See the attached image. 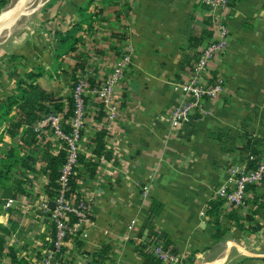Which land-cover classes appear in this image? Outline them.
Here are the masks:
<instances>
[{
  "label": "crops",
  "instance_id": "obj_1",
  "mask_svg": "<svg viewBox=\"0 0 264 264\" xmlns=\"http://www.w3.org/2000/svg\"><path fill=\"white\" fill-rule=\"evenodd\" d=\"M85 8L93 20L79 32L82 56H62L71 59L69 68L78 57L86 58L99 82L122 56L129 55L131 62L127 77L115 86L113 102L104 106L95 98L88 100L80 149L88 165H81L76 190L92 197L91 221L65 240L63 256L89 264L104 252L103 264H154L144 244L152 233L151 208L159 202L163 208L152 219L153 229L168 233L187 264H264L262 183L247 191L242 209L223 198L220 215L226 231L220 237H215L214 216L207 212L232 178L229 167L246 166L249 152L238 148L245 127L241 118L249 112L243 106L252 99V105H264V0H229L220 15L229 29L227 44L213 52L201 77L206 87L219 85L221 91L206 100L200 118L178 127L167 117L185 101L183 86L205 47L219 38L211 9L201 0H70L58 13L63 21L74 20L65 31L81 20ZM205 30L212 36L195 46L193 38ZM56 48L53 40L41 38L32 49L16 52L15 61L0 59V161L12 148L21 158L34 157L33 170L18 163L12 170L19 181L0 184V264H43L54 251L50 212L42 205L53 199L47 193V161L63 148L61 141L45 129L35 146L23 145L26 125L15 128L14 135L9 132L22 118L19 108L15 105L7 114L5 107L17 94L19 81L31 82L28 75L33 73L39 74L35 84L64 98L66 111L71 87L66 78L56 81ZM187 57L194 62H186ZM103 129L106 146L97 154L93 139ZM7 186L20 190L12 187L11 196ZM144 186L149 187L147 196ZM232 211L243 226L229 218Z\"/></svg>",
  "mask_w": 264,
  "mask_h": 264
},
{
  "label": "built area",
  "instance_id": "obj_2",
  "mask_svg": "<svg viewBox=\"0 0 264 264\" xmlns=\"http://www.w3.org/2000/svg\"><path fill=\"white\" fill-rule=\"evenodd\" d=\"M213 12L212 24L217 26L219 38L217 42H212L206 46L204 52L199 57L194 69L191 70V78L186 81L183 86L185 101L172 109L168 115L171 126L178 127L182 123L190 120L195 113H201L203 105L209 98H215L221 91L219 85L205 86L201 79L202 71L209 58L212 57L214 51L223 49L227 44V37L229 33L228 27L221 20L220 15L229 5V0H201ZM130 57L124 55L117 61L113 71L106 79H100V85L91 87L89 80H79L78 85L73 91V98L75 101V109L73 117L65 120L64 115L60 112H51L45 116L41 121L36 124V130L43 131L49 129L57 141L67 142V161L60 168V177L58 180L59 188L55 193L52 201L55 203V209L50 208L48 202L43 203L42 208L46 212H50V220L55 227V237L53 239L52 248L54 251L47 254V258L43 260V264H88L87 260H71L63 256L64 243L70 236H77L82 227L91 221L92 210V197L83 195L79 201H76L75 195L70 192V177L73 174V168L78 165V156L81 153V142L83 136L81 131L84 129L85 110L87 109L86 94H90V98H95L100 103L107 106L113 102V93L115 86H117L123 79L127 77L130 69ZM65 123L69 124L73 131L68 134L65 130ZM240 173L237 177L235 174ZM235 178L232 176L230 181H235L238 188L236 194H230L228 203L238 206L242 200L247 199V185L251 183H260L264 176V165L261 163L260 167L256 170H247L246 166L238 169L234 173ZM227 186V185H226ZM224 186L223 188H225ZM223 191V189H222ZM144 196H147L149 187L142 188ZM239 193V197L236 195ZM225 194L226 191H225ZM228 196V195H227ZM227 198V197H225ZM71 216L75 217V221L71 220ZM153 254L163 264H187L186 261L171 252L165 250L163 245L154 244Z\"/></svg>",
  "mask_w": 264,
  "mask_h": 264
},
{
  "label": "trees",
  "instance_id": "obj_3",
  "mask_svg": "<svg viewBox=\"0 0 264 264\" xmlns=\"http://www.w3.org/2000/svg\"><path fill=\"white\" fill-rule=\"evenodd\" d=\"M81 20L76 22L70 29H67L66 31H56L55 36L57 38V57L68 55L73 52L78 51V46L82 43V36L79 35V32L83 28L84 23L91 24L93 20V15L91 13L87 12V8L80 10ZM212 36V32L209 30H205L203 32V35L201 37H195L193 38V44L195 46H198L203 42L205 39H209ZM82 56L80 53L79 56ZM78 56V55H77ZM77 59V58H76ZM79 60H81L80 57H78ZM77 59V60H78ZM192 61L190 57H187L186 62ZM195 60V59H194ZM193 60V62H194ZM197 60V59H196ZM190 61V62H191ZM74 68H72V77L74 79H77L76 74L79 70H84L86 62L77 63ZM68 72V71H65ZM41 75V74H40ZM29 78L32 80L31 82H28L26 80L19 81V85L17 87V94H15L8 102V105L5 107V113L9 114L13 108V106L17 105L19 108V112L22 115V118L20 121L13 122L11 125V128L9 129V132L14 135L16 134L15 128H20L21 126L26 125L27 128L24 131V136L22 138V143L25 146L32 147L35 146L38 142L37 138L38 135L42 132L36 130V125L39 121H41L45 116L53 112H63L65 111L64 107V98L61 96H56L51 93H47L39 84H35V78L39 76V74H33L30 73ZM91 87L95 86V81L89 79ZM68 106L66 107V111L63 112L65 120L69 119L70 117H73L74 115V109H75V101L73 96H68L66 98ZM48 102V103H47ZM48 104V105H47ZM53 108V110H52ZM201 117L200 113H195L192 115V119H190V123H192L193 120H197ZM189 124V123H188ZM65 130L68 134H72V127L69 124L65 123ZM84 130L81 131V136H83ZM105 136H106V130L103 129L99 132H97L95 138L93 139L96 148L95 152L97 154H101L105 150ZM219 140H221V137H217ZM264 141L262 139H256L253 136H250V138L247 139L246 143L243 146H239V149L245 150L249 152V155L246 159V169L247 170H256L260 167L261 161L259 159V155L262 154V150L258 145L263 144ZM62 149L58 152L57 155L54 156H48V166H47V172L49 175V184L47 185V193L50 197H54L55 193L57 192L59 188V177H60V168L66 163L67 161V149L68 145L67 142L61 140ZM34 160L33 156H26V157H19L18 154L15 153L14 149L12 148L9 152L6 158H3L2 161H0V184H5L7 181H19L18 177L14 175L13 173V167H15L16 164L21 163L23 167L29 170H33V166L31 165V161ZM83 166L88 165L85 161L84 155L82 153L78 156V165H76L73 168V174L70 177V192L71 194L75 195L76 201H79L82 198V195L80 193H77V181L81 177V165ZM262 185L264 186V179L262 182ZM14 188V191L20 190L18 186H12ZM11 186H7V193H9L11 196H13V190ZM257 185L254 184H248L246 189L249 190H256ZM225 200L223 198H219L217 200H213L209 202V209L208 214L211 216H214V227L216 229L215 237H220L224 234L226 231V228L223 226V221L221 220L220 215V209L223 206ZM234 207V204H233ZM163 206L159 202L153 203V206L151 208V217L149 221V228L152 232L149 235V241L144 244L145 248H147V255H151L154 260V264H163L162 260L154 256L153 254V245L154 244H161L167 251H171L175 254H177V249L170 239L168 233L160 230H154V226H152V219L154 216L158 215L160 211L162 210ZM229 218L233 219L239 226H243L241 222V218L236 214V211H232L229 214ZM248 220H251L252 217H247ZM75 217L71 216V220L74 222ZM52 239L50 240L51 244L53 245V239L55 237V227L52 225ZM4 232H7V229H2ZM151 246V249L149 247ZM4 248V234L0 233V252ZM144 248V249H145ZM104 252H101L100 258H102ZM13 256H15V252H11ZM100 258L90 262L89 264H103L102 261H100Z\"/></svg>",
  "mask_w": 264,
  "mask_h": 264
},
{
  "label": "rangeland",
  "instance_id": "obj_4",
  "mask_svg": "<svg viewBox=\"0 0 264 264\" xmlns=\"http://www.w3.org/2000/svg\"><path fill=\"white\" fill-rule=\"evenodd\" d=\"M22 1H28V0H22ZM70 0H45L44 4L33 11V13L23 16L14 27L12 33L9 37L1 39L0 44V59L7 56L8 59H12L15 61V53L20 52L23 50L32 49L33 45H39L41 42V38L45 41H51L53 40L54 43H56V37H55V31H63L65 28H69V24L73 23L74 20L72 18H66L61 20L63 17L60 11H63L64 4L68 3ZM20 0H0V18L3 14V12L10 8L11 6H15ZM37 2V0H36ZM62 7V8H61ZM59 9V10H58ZM58 10V11H57ZM56 11V14H55ZM62 25V26H61ZM63 27V28H62ZM67 30V29H66ZM65 31V30H64ZM36 36H40L41 38H36ZM82 44V43H81ZM79 47V46H78ZM57 53V51H56ZM76 53H82L81 50H78ZM68 56V55H67ZM91 56L89 55V58ZM71 59L69 58H63L62 56H59L56 58L54 62V70L56 81L60 80L61 82L63 79L66 78L67 81H69V86L71 87V93L70 96H73V91L75 87L78 85L79 80L88 81L89 79L95 81V86L100 85L101 82H97V75L95 74V66H91L89 64L85 65V68L87 67V70H79L76 74L77 79H74L72 77V67L69 68V62ZM87 61L86 58H81L77 63L85 62ZM1 64V61H0ZM78 65V64H77ZM97 67V66H96ZM65 68V69H64ZM67 69L71 70L70 72H65ZM62 74H59L61 73ZM59 74V75H58ZM18 80V78H16ZM59 94V92H58ZM259 97L263 96L260 91L258 92ZM90 94H86L87 99H91L89 96ZM88 100L86 102L88 103ZM252 99L251 102H254ZM256 101V100H255ZM251 102L247 104V108L243 106L242 110L246 109L248 110V115H242L241 120H245V122H241V124L245 125L243 126V138L241 140V145L243 146L247 139L250 138V136H253L256 139H262L264 141V105L263 107H256V105H252ZM258 102H260V99H258ZM264 102V98H263ZM87 115V109L85 110ZM245 117V118H244ZM237 120L236 122L239 123V119L235 118ZM85 125V124H84ZM235 127H233L234 129ZM232 129V130H233ZM235 142L232 140L233 145ZM236 143L233 147H236ZM260 149L262 150V154L259 155V159L261 163L264 165V143L258 145ZM239 169V163L232 164L231 167H229V171L231 173V176H234V173L238 171ZM237 177L240 175V173L235 174ZM264 179V176H263ZM263 179L260 183L263 182ZM260 183H251L254 185H259ZM224 185V184H223ZM221 186V189L216 193V196L219 198H225L227 202L228 197L230 194H236L237 193V186L235 181H229L227 186L223 188L224 186ZM223 189V191H222ZM225 191L227 194H225ZM249 192V191H248ZM247 192V193H248ZM228 195V196H227ZM239 193L236 195L237 197ZM248 198V196H246ZM247 204V199L242 200L241 203H239L237 209L244 208ZM233 205V204H232Z\"/></svg>",
  "mask_w": 264,
  "mask_h": 264
},
{
  "label": "bare ground",
  "instance_id": "obj_5",
  "mask_svg": "<svg viewBox=\"0 0 264 264\" xmlns=\"http://www.w3.org/2000/svg\"><path fill=\"white\" fill-rule=\"evenodd\" d=\"M45 0H28L18 2L15 6L6 9L0 18V44L1 39L7 38L12 33L14 27L23 16L33 13L44 4ZM19 21V22H18Z\"/></svg>",
  "mask_w": 264,
  "mask_h": 264
},
{
  "label": "water",
  "instance_id": "obj_6",
  "mask_svg": "<svg viewBox=\"0 0 264 264\" xmlns=\"http://www.w3.org/2000/svg\"><path fill=\"white\" fill-rule=\"evenodd\" d=\"M50 208H51L52 210L55 209V203H54L53 201L50 203Z\"/></svg>",
  "mask_w": 264,
  "mask_h": 264
}]
</instances>
